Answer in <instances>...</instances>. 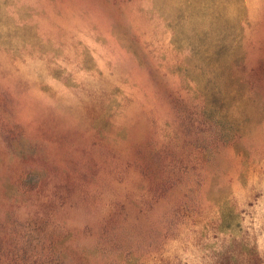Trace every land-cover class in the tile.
Masks as SVG:
<instances>
[{"label":"rangeland","instance_id":"rangeland-1","mask_svg":"<svg viewBox=\"0 0 264 264\" xmlns=\"http://www.w3.org/2000/svg\"><path fill=\"white\" fill-rule=\"evenodd\" d=\"M0 264H264V0H0Z\"/></svg>","mask_w":264,"mask_h":264}]
</instances>
